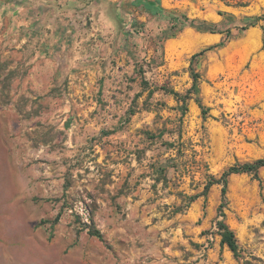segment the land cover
I'll use <instances>...</instances> for the list:
<instances>
[{
    "label": "rangeland",
    "instance_id": "374dc122",
    "mask_svg": "<svg viewBox=\"0 0 264 264\" xmlns=\"http://www.w3.org/2000/svg\"><path fill=\"white\" fill-rule=\"evenodd\" d=\"M263 14L264 0H0V264H264V169L229 179L241 258L215 229L222 186L205 193L264 159V23L240 29ZM206 48L204 115L174 92Z\"/></svg>",
    "mask_w": 264,
    "mask_h": 264
},
{
    "label": "trees",
    "instance_id": "16d2710c",
    "mask_svg": "<svg viewBox=\"0 0 264 264\" xmlns=\"http://www.w3.org/2000/svg\"><path fill=\"white\" fill-rule=\"evenodd\" d=\"M225 2L228 6L236 7V8H242L247 7L250 5L251 0H221ZM159 4V1H157ZM151 10L154 11L156 14L164 13L165 10L158 8L157 6H149ZM171 21L173 22V25L175 28H177L179 31L184 30L186 27H191L200 31H210L212 33L220 32L222 34L226 33L227 37L232 36V32L230 30L228 31H220L217 30L215 26H209L205 22H200L197 19L191 20L187 16L184 15H176L171 14L170 17ZM261 22L264 23V14L262 16L253 18L248 17L244 19V24L240 28L242 31H247L250 28L258 26ZM264 25L262 26V28ZM211 50V48H206L200 53L193 56V61L191 62V67L193 70V77H194V83L192 88L188 91L186 95H181L177 92H174L175 96L179 99V101H182L183 103H187L188 99L192 98V95H196V102L199 104L201 109L203 110V114H207V109L204 107L200 97H199V83L198 80L200 78L199 74H197L194 69V61L197 57L204 55L207 51ZM264 169V159H260L254 162H248V163H237L234 166L230 167L227 171L224 172L222 177L220 179H215L213 177H210L209 182L205 186V190L207 191L215 184L222 186V196L223 201L218 209V215L215 221V229L217 234L221 237V241L223 244L227 245L229 249L234 253V255L237 258L242 257V251L239 247L238 239L236 237L235 232L231 229V227L226 222V213L225 209L228 206V190H229V179L233 175H239V174H250L253 175V177L259 181H261L260 172ZM92 235L101 237L99 232H92ZM255 261H258L257 259H254ZM244 264H257L256 262L246 260Z\"/></svg>",
    "mask_w": 264,
    "mask_h": 264
},
{
    "label": "crops",
    "instance_id": "0c3cea01",
    "mask_svg": "<svg viewBox=\"0 0 264 264\" xmlns=\"http://www.w3.org/2000/svg\"><path fill=\"white\" fill-rule=\"evenodd\" d=\"M48 44H45L44 47H46ZM41 49V48H40ZM43 50H46V48H44Z\"/></svg>",
    "mask_w": 264,
    "mask_h": 264
}]
</instances>
